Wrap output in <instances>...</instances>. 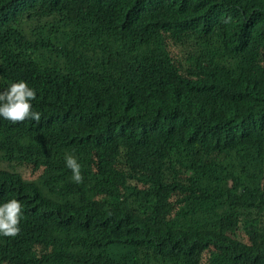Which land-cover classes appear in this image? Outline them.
I'll list each match as a JSON object with an SVG mask.
<instances>
[{"label": "trees", "instance_id": "obj_1", "mask_svg": "<svg viewBox=\"0 0 264 264\" xmlns=\"http://www.w3.org/2000/svg\"><path fill=\"white\" fill-rule=\"evenodd\" d=\"M16 79L41 119H0V264H264V0H0Z\"/></svg>", "mask_w": 264, "mask_h": 264}, {"label": "clouds", "instance_id": "obj_2", "mask_svg": "<svg viewBox=\"0 0 264 264\" xmlns=\"http://www.w3.org/2000/svg\"><path fill=\"white\" fill-rule=\"evenodd\" d=\"M36 97L34 88L24 79H16L0 89V119L16 123L30 120L39 122L41 113L33 108ZM64 165L71 172V180L81 182V164L76 157L65 154ZM24 205L20 200L9 197L0 200V237H15L20 231L19 222Z\"/></svg>", "mask_w": 264, "mask_h": 264}, {"label": "rangeland", "instance_id": "obj_3", "mask_svg": "<svg viewBox=\"0 0 264 264\" xmlns=\"http://www.w3.org/2000/svg\"><path fill=\"white\" fill-rule=\"evenodd\" d=\"M48 21H51V19H49L48 17L47 18H44L42 20V23H46ZM39 24L38 21H34V20H26L24 22H22V25H21V29L26 32L28 35H31L33 36L34 32L36 31V28L39 27ZM9 166L7 164H5L4 162L0 161V169L2 170H5L7 169L8 170Z\"/></svg>", "mask_w": 264, "mask_h": 264}]
</instances>
